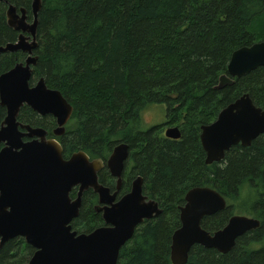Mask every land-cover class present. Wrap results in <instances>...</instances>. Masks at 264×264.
<instances>
[{
	"label": "trees",
	"instance_id": "1",
	"mask_svg": "<svg viewBox=\"0 0 264 264\" xmlns=\"http://www.w3.org/2000/svg\"><path fill=\"white\" fill-rule=\"evenodd\" d=\"M33 0L0 1V45L16 41L7 24L12 3L28 10ZM39 46L32 83L44 77L74 106L60 137L64 156L85 150L105 157L118 141L130 147L132 174L163 212L139 225L120 250L118 264H173L172 234L180 226L179 206L194 186L216 188L231 203L205 217L216 231L234 213L261 221L237 239L227 253L195 245L186 264H264V135L250 146L234 145L222 161L205 163L201 126L244 93L264 108V66L218 88L234 50L264 40V0H42ZM24 52L0 53V74L24 61ZM152 104L167 107V121L180 139L164 136L163 125L142 127V112ZM6 108L0 104V126ZM19 119L52 128L27 106ZM70 122V123H71ZM1 147V144H0ZM107 174L100 181L106 184ZM75 194V192H73ZM93 190L83 196L73 229L90 232L103 224L93 209ZM33 248L10 241L0 249V264H27Z\"/></svg>",
	"mask_w": 264,
	"mask_h": 264
},
{
	"label": "water",
	"instance_id": "2",
	"mask_svg": "<svg viewBox=\"0 0 264 264\" xmlns=\"http://www.w3.org/2000/svg\"><path fill=\"white\" fill-rule=\"evenodd\" d=\"M4 1V0H0ZM42 0L32 1V20L28 10L10 3L7 24L19 34L14 42L0 45V53L24 52V61L0 74V104L6 115L0 126V237L1 245L22 236L35 248L28 264H118L121 248L132 239L136 228L146 219L159 216L158 201L142 194V178L133 182L130 193L114 202L116 193L99 182L100 160H90L86 152L63 155L61 143L46 138L47 131L23 123L18 118L27 105L41 115H52L56 135H63L74 107L61 90L48 86L44 77L32 83L38 62L37 28ZM264 66V40L233 51L227 73L219 78L218 88L232 85L236 78ZM264 134V108L244 93L223 107L217 118L201 127L205 163L221 161L234 145L250 146ZM168 138L178 139V126L165 130ZM34 138L23 141V137ZM129 145L115 146L107 160L120 185ZM78 187L72 198L73 188ZM93 189L99 196L95 207L105 225L91 232L78 233L71 222L79 216L82 196ZM180 207L181 226L172 235L171 261L186 264L193 246L202 245L227 253L237 239L256 229L261 221L247 215H233L227 225L214 233L204 229L202 219L226 208L225 198L215 189L198 186L186 194Z\"/></svg>",
	"mask_w": 264,
	"mask_h": 264
},
{
	"label": "flooded vegetation",
	"instance_id": "3",
	"mask_svg": "<svg viewBox=\"0 0 264 264\" xmlns=\"http://www.w3.org/2000/svg\"><path fill=\"white\" fill-rule=\"evenodd\" d=\"M26 58V57H25ZM25 60V59H24ZM34 83V82H33ZM70 102V101H69ZM71 103V102H70ZM72 104V103H71ZM256 104V103H255ZM257 105V104H256ZM25 106H27V105H25ZM24 107V106H23ZM27 107H29V106H27ZM74 107V106H73ZM261 107V106H260ZM30 108V107H29ZM31 109V108H30ZM33 110V109H32ZM34 111V110H33ZM34 112H36V111H34ZM220 112V111H219ZM37 113V112H36ZM73 113H74V111H73ZM40 117H52L53 119H54V123H55V125H53V127L52 128H48V127H44V126H33V125H31L30 123H26V124H30L31 126H33V127H40V128H43V129H45L46 131H47V134H46V138H54V139H56V140H58L60 143H61V141H60V137H62L65 133H66V131H67V125L71 122V120H72V116H73V114H72V116H71V118L69 119V121H68V123L66 124V126H65V128H66V131H65V133L63 134V135H56L55 133H54V129L56 128V126H57V123H56V119L52 116V115H41V114H39V113H37ZM19 119V118H18ZM20 120V119H19ZM21 121V120H20ZM23 122V121H22ZM23 123H25V122H23ZM212 123V122H211ZM210 124V123H209ZM205 125V124H204ZM173 126H178V125H173ZM203 126V125H202ZM201 126V127H202ZM168 127H172V126H168ZM167 127V128H168ZM179 127V126H178ZM167 128H165L164 129V132H163V134H164V136L165 137H167L166 135H165V130L167 129ZM179 129H180V127H179ZM180 131H181V129H180ZM200 134H201V132H200ZM264 135V134H263ZM181 137H182V132H181ZM180 137V138H181ZM168 138V137H167ZM180 138H178V139H180ZM32 139H34V138H29V137H27V136H25V137H23V141H30V140H32ZM169 139H173V138H169ZM174 140H177V139H174ZM200 141H201V138H200ZM120 143H127V142H125V141H118L115 145H114V147L112 148V150L108 153V155L107 156H105V157H98V156H92V155H90L87 151H85V150H82V151H84V152H86V154L89 156V159L90 160H100L101 162H102V168L98 171V178H99V182L101 183V184H103L104 186H106V187H108L109 189H110V192H111V194H113V193H116V196H115V199H114V202H117V201H119L122 197H124L125 195H127L128 193H130L131 191H132V188H133V182H134V180L136 179V178H138V177H141L142 178V194L144 195V196H146L147 197V200H149V199H153V200H156V201H158L157 199H155V198H153V197H151L148 193H146V191L144 190V185H145V181H144V178H143V176L142 175H139V174H132V163L130 162V147H129V152H128V157L126 158V160H125V162H124V168H123V171H122V174H121V180H120V185H119V187H118V177L117 176H114V175H112L111 174V172H110V169H109V167L107 166V160L109 159V157H110V155L112 154V152H113V150H114V148H115V146H117L118 144H120ZM1 144V147H0V149L4 146V143H0ZM128 144V143H127ZM202 144V143H201ZM61 145H62V143H61ZM129 145V144H128ZM62 147H63V145H62ZM77 151H80V150H77ZM77 151H74V152H77ZM73 152V153H74ZM227 152V151H226ZM73 153H71L70 154V156L73 154ZM63 155H64V148H63ZM225 155H226V153H225ZM70 156H68V157H65L66 159L67 158H69ZM205 157H206V153H205ZM224 159V158H223ZM222 159V160H223ZM221 160V161H222ZM215 162H219V161H215ZM212 164V163H211ZM103 172H105L106 174H107V178H106V184H104V183H102L101 181H100V175H101V173H103ZM198 186H206V187H210V188H213V189H215V190H217L216 188H214V187H211V186H209V185H198ZM198 186H194V187H198ZM193 187H191L190 189H192ZM189 189V190H190ZM89 190H93V189H89ZM89 190H86L84 193H83V196H84V194L87 192V191H89ZM188 190V191H189ZM188 191L186 192V194L188 193ZM218 191V190H217ZM73 192H75V194H73ZM77 192H78V187H75V188H73V190H72V192H71V196H72V198H75L76 196H77ZM94 192V191H93ZM219 192V191H218ZM95 193V192H94ZM220 193V192H219ZM186 194H185V198H186ZM221 194V193H220ZM95 197H96V199H95V203H94V205H93V209L96 211V209H95V207L99 204V196H98V194L97 193H95ZM222 195V194H221ZM83 196H82V203H83ZM224 198H225V200H226V208L229 206V204H231L229 201H228V199L224 196V195H222ZM158 203H159V206L162 208V206L160 205V202L158 201ZM185 203H186V199H185V201H184V204H182V205H180L179 206V220H180V207L181 206H183V205H185ZM82 207V206H81ZM225 208V209H226ZM163 209V208H162ZM224 210V209H223ZM222 211V210H221ZM96 213H99L100 215H101V217H102V213L101 212H97L96 211ZM216 213H218V212H216ZM216 213H214V214H216ZM214 214H211V215H214ZM211 215H207V216H205V217H208V216H211ZM233 215H247V214H241V213H234ZM232 215V216H233ZM231 216V217H232ZM247 216H249V215H247ZM204 217V218H205ZM230 217V218H231ZM252 217V216H251ZM77 218V217H76ZM75 218V219H76ZM155 218V217H154ZM204 218L202 219V221L204 220ZM229 218V219H230ZM75 219H73V221L75 220ZM102 219H103V217H102ZM146 220H149V219H146ZM145 220V221H146ZM73 221L71 222V225H72V223H73ZM144 221V222H145ZM229 221V220H228ZM143 222V223H144ZM228 223V222H227ZM227 223H226V225H227ZM103 225H105V222H104V220H103V224L101 225V226H103ZM141 225V224H140ZM201 225H202V222H201ZM180 226H181V221H180ZM179 226V227H180ZM98 227H100V226H98ZM178 227V228H179ZM203 227V226H202ZM97 228V227H96ZM204 228V227H203ZM223 228V227H222ZM222 228H220V229H222ZM72 229H73V226H72ZM137 229V228H136ZM205 229V228H204ZM73 230H75V231H77L76 229H73ZM94 230V229H93ZM176 230V229H175ZM207 230V229H206ZM219 230V229H218ZM209 231V230H208ZM217 231V230H216ZM78 232V231H77ZM91 232V231H90ZM209 232H211V233H214L215 231H209ZM78 233H82V232H78ZM85 233H88V232H85ZM174 233V232H173ZM173 235V234H172ZM10 241H16V242H18V241H23V242H25L27 245H30V244H28L26 241H25V238H23L22 236H18L17 238H15V239H12V240H9V241H6L4 244H2L1 245V237H0V249L6 244V243H8V242H10ZM31 246V245H30ZM32 248H33V253H32V255L34 254V252H35V248L33 247V246H31ZM194 247V246H193ZM192 247V248H193ZM31 255V256H32ZM31 256L29 257V260H30V258H31ZM29 260H28V262H29ZM28 262H27V264H28Z\"/></svg>",
	"mask_w": 264,
	"mask_h": 264
},
{
	"label": "rangeland",
	"instance_id": "4",
	"mask_svg": "<svg viewBox=\"0 0 264 264\" xmlns=\"http://www.w3.org/2000/svg\"><path fill=\"white\" fill-rule=\"evenodd\" d=\"M167 121V107L164 104H152L145 108L142 112V127L148 129L151 126L162 124L163 129L175 124L166 123ZM74 122H71L67 127H74ZM238 213V212H237Z\"/></svg>",
	"mask_w": 264,
	"mask_h": 264
}]
</instances>
